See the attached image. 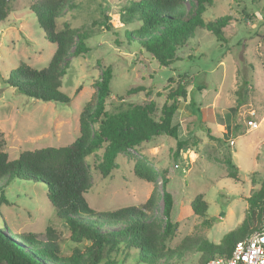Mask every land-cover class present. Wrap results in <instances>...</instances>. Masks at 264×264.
I'll use <instances>...</instances> for the list:
<instances>
[{
	"label": "rangeland",
	"instance_id": "1",
	"mask_svg": "<svg viewBox=\"0 0 264 264\" xmlns=\"http://www.w3.org/2000/svg\"><path fill=\"white\" fill-rule=\"evenodd\" d=\"M128 1H69L58 27L68 23L76 33L84 32L88 49L67 58L61 90L71 101L60 103L28 97L3 83L2 78L22 62L33 68L47 66L56 50L33 12L37 0H8V15L0 22V142L11 160L25 150L71 144L80 134V115L107 66L114 74L108 101L113 113L149 100L160 108L165 97L157 93L185 81L188 101L180 103L174 123L179 124L180 138H189L192 147L177 153L176 139L158 135L120 154L107 175L98 168L105 148L99 149L87 157L92 187L85 197L92 210L113 211L141 205L156 190L157 205L150 214L163 223L161 174L167 170L178 225L153 264H199L203 252L226 245V236L239 229L249 212V198L264 186V0H212L203 14L205 26L195 31L169 66L152 59L139 40L130 42L127 32L141 24L122 21L121 10ZM182 4L188 17L195 1ZM222 17L229 19L222 27L223 40L210 27ZM133 84L151 86L152 95L127 94ZM190 100L200 115L193 113ZM249 119L257 120L259 127L250 129ZM137 161L155 174V182L136 174ZM6 190L8 203L0 209L3 229L33 233L45 241L52 228L63 257L91 244L87 238L71 239L70 226L48 200L46 185L16 179ZM199 195L208 203L205 216L191 207ZM13 241L21 243L15 237ZM122 264L152 263L132 254Z\"/></svg>",
	"mask_w": 264,
	"mask_h": 264
},
{
	"label": "trees",
	"instance_id": "2",
	"mask_svg": "<svg viewBox=\"0 0 264 264\" xmlns=\"http://www.w3.org/2000/svg\"><path fill=\"white\" fill-rule=\"evenodd\" d=\"M70 0H37L33 12L37 16L44 37L55 43L56 50L50 63L42 68H33L22 62L2 81L28 97L60 103H69L71 97L64 93L63 76L69 55H80L87 51L86 34L76 33L68 23L58 27V19L66 10ZM185 0H130L121 10L125 23L139 21L133 32H127L130 42L141 44L142 48L160 65L169 66L179 59L177 51L187 45L197 29L205 26L204 12L212 0H194L195 7L188 17L183 12ZM8 0H0V22L8 15ZM228 17L219 18L210 27L218 39L223 40L222 27ZM129 33V34H128ZM76 37L78 41L76 42ZM111 66L104 67L96 82V93L86 104L80 115V134L69 145L50 146L25 150L15 159H9L0 142V209L8 203L6 187L14 180L42 183L47 186V197L56 208L58 217L70 226L71 239L87 238L91 244L83 249L75 248L71 257L60 256L57 236L48 228L47 239H38L35 234H16L0 223V262L7 264H122L132 254L140 261L155 263L163 254L165 242L171 238L178 223L173 220L175 200L169 190L168 171H162V199L164 222L151 217L157 205V192L141 205H130L113 211L92 210L85 194L92 187L91 168L87 157L105 148L98 167L104 175L117 166L120 154H126L145 141L158 135L176 139V152L191 148L192 142L181 139L179 124L174 117L181 102L188 101V87L185 81L165 88L164 103L158 108L154 100L131 103L128 108L110 112L113 79ZM173 82V78H169ZM143 92L151 96L153 88L133 84L127 94ZM193 113L200 115V109L189 101ZM196 142V137L193 139ZM136 174L149 182H155V174L141 161L136 162ZM2 180H5L4 183ZM251 204L242 225L230 232L225 246L218 250L203 252L200 263L215 256H230L237 241L247 237L260 221L264 203V186L249 198ZM195 214L205 216L208 203L202 196L191 202ZM5 232V233H4ZM21 243H16L13 238ZM28 248V249H27ZM121 256V257H120ZM199 263V264H200Z\"/></svg>",
	"mask_w": 264,
	"mask_h": 264
},
{
	"label": "built area",
	"instance_id": "3",
	"mask_svg": "<svg viewBox=\"0 0 264 264\" xmlns=\"http://www.w3.org/2000/svg\"><path fill=\"white\" fill-rule=\"evenodd\" d=\"M247 125L250 129L259 127L255 119H249ZM200 264H264V203L257 228L236 242L230 256H215Z\"/></svg>",
	"mask_w": 264,
	"mask_h": 264
}]
</instances>
